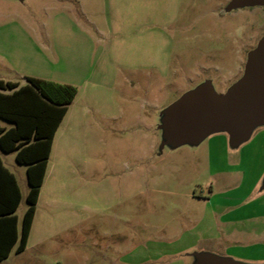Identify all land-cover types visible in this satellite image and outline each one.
Here are the masks:
<instances>
[{"label": "rangeland", "instance_id": "374dc122", "mask_svg": "<svg viewBox=\"0 0 264 264\" xmlns=\"http://www.w3.org/2000/svg\"><path fill=\"white\" fill-rule=\"evenodd\" d=\"M241 5L0 0V79L79 86L82 106L51 158L67 219L3 264H264V120L240 139L171 128L184 96L246 76L264 4ZM4 159L25 194L26 166ZM26 209L24 197L20 220Z\"/></svg>", "mask_w": 264, "mask_h": 264}, {"label": "trees", "instance_id": "16d2710c", "mask_svg": "<svg viewBox=\"0 0 264 264\" xmlns=\"http://www.w3.org/2000/svg\"><path fill=\"white\" fill-rule=\"evenodd\" d=\"M76 94L73 85L40 78L26 77L24 85L0 79V120L12 124L10 128L0 126V149L14 152L15 161L26 166L29 186L18 235L14 212L21 200L20 190L14 175L0 160V227L4 229L0 261L9 256L15 245L16 254L26 248L53 138ZM12 195L13 201L7 205Z\"/></svg>", "mask_w": 264, "mask_h": 264}, {"label": "water", "instance_id": "95a60500", "mask_svg": "<svg viewBox=\"0 0 264 264\" xmlns=\"http://www.w3.org/2000/svg\"><path fill=\"white\" fill-rule=\"evenodd\" d=\"M240 4H264V0H235V5ZM246 70V76L223 95H215L204 87L178 101L173 107L174 134L188 136L222 130L240 139L254 123L264 120V39L251 55Z\"/></svg>", "mask_w": 264, "mask_h": 264}, {"label": "crops", "instance_id": "0c3cea01", "mask_svg": "<svg viewBox=\"0 0 264 264\" xmlns=\"http://www.w3.org/2000/svg\"><path fill=\"white\" fill-rule=\"evenodd\" d=\"M70 85H72V84H70ZM76 88H77L76 97L74 98L73 102L68 106L67 112H66L63 120L61 121L58 129L56 130V133H55L54 138H53L52 148H51L50 156L48 158L43 183H42V186L40 188L39 196L37 199L36 210H35L34 218L32 221V226H31V230L29 233L26 248L23 252H21L17 255L24 254L26 252V250L28 249V247L30 246V244H35V246H38V245L42 244L45 241V239H48L51 237V232H50V228H49L50 226L47 224L48 221H52V220L57 221L56 227H58L60 224L63 223V221H65V219H67L69 204H68L67 199L64 197L66 195V191H67L66 186L67 185L63 182V179L61 177V172H62L61 167L59 169L58 168L55 169L54 165H51V158H52V155L54 152L56 135H57V132H58L59 128L61 127L62 123L67 118V116H70V115L72 116V114H74L78 111H81V109H82V106L80 105V103L78 101L79 86H76ZM0 122L3 123V124L0 123V126H2V127L10 128L12 126V124L7 123L3 120H0ZM12 153H14V152H12ZM8 154H10V153H4L0 149V160H1L2 166L5 169H7L11 174L14 175V177L17 181L19 190H20V195H21L20 203H21L22 199L24 197L26 198L28 190H29V186L27 183V174H26L27 190L24 194L23 191L21 190L20 186H19L16 174L12 170H10L9 166L5 162L4 158ZM14 159H15V153H14ZM16 164H18V163L16 162ZM18 165H20V164H18ZM54 172H55L56 177L54 178L53 182L49 183L48 185H45L48 177ZM0 179H3L1 173H0ZM211 191H213V186L211 188ZM12 201H13V195L11 197H9V199L6 201L7 205H10L11 204L10 202H12ZM20 203H19V205H20ZM18 209H19V206H18L17 210L14 212V215H16V218H17L16 228H17V232L19 235L20 230H21L23 215H22L21 220H20L19 216L17 215ZM42 216L44 217L45 223L43 225L39 226V218ZM3 232H4L3 227H0V250L1 251L4 248V242H3L4 241V233ZM15 247H16V245L11 250L9 256L6 259L0 261V264L7 262L13 256L16 257Z\"/></svg>", "mask_w": 264, "mask_h": 264}, {"label": "flooded vegetation", "instance_id": "af4514ba", "mask_svg": "<svg viewBox=\"0 0 264 264\" xmlns=\"http://www.w3.org/2000/svg\"><path fill=\"white\" fill-rule=\"evenodd\" d=\"M245 5H248V6H252V4H243V5H241L242 7H244ZM253 5H256V4H253ZM240 6V7H241ZM239 7V6H238Z\"/></svg>", "mask_w": 264, "mask_h": 264}]
</instances>
